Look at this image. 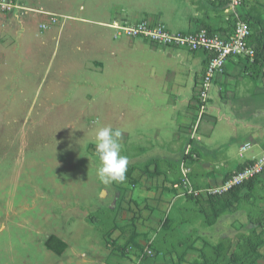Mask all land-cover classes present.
Here are the masks:
<instances>
[{"label":"rangeland","instance_id":"374dc122","mask_svg":"<svg viewBox=\"0 0 264 264\" xmlns=\"http://www.w3.org/2000/svg\"><path fill=\"white\" fill-rule=\"evenodd\" d=\"M20 1L37 12L15 10L0 16V264H117L120 250L112 244L109 228L120 226L121 209L127 206L121 205V182L127 188L131 178L155 185L167 171L161 156L173 158L175 165L185 160L189 145L182 154L174 135H184L167 102L171 85L193 84L194 54L143 38H114V31L103 24L115 16L129 25L163 21L171 11L167 0ZM246 6L264 21V0H250ZM46 13L56 15L57 22L51 24ZM251 28L254 35L260 31L254 23ZM220 133L226 140L229 126L213 135ZM212 144L220 149L214 138ZM192 148L188 153L197 159ZM153 156L159 157L157 167L163 173L150 171L146 181L143 174ZM230 156L236 157L234 149ZM123 167L129 177L121 179ZM188 169L193 189L200 193L209 187H199ZM117 194L119 208L112 209ZM131 197L127 192L126 200ZM200 198L209 211L205 192ZM228 201L234 208L228 207L211 225L205 215L213 211L204 215L191 202L187 215L192 205L197 213L190 216L195 226L190 234L174 232L169 253L160 251L145 264L213 263L219 245L226 250L214 264H227L231 254L243 256L244 238H251L256 251L252 261L244 260L264 264V224L252 225L248 218L264 214V191L257 186L252 196L244 187ZM137 214L125 224L140 228L148 221L147 212L141 219ZM51 235L69 245L61 255L46 248ZM163 236L156 234L155 242Z\"/></svg>","mask_w":264,"mask_h":264},{"label":"crops","instance_id":"0c3cea01","mask_svg":"<svg viewBox=\"0 0 264 264\" xmlns=\"http://www.w3.org/2000/svg\"><path fill=\"white\" fill-rule=\"evenodd\" d=\"M167 2L170 3L168 5V9H171L170 14L167 13L163 21L156 18L160 22L155 23L164 24L171 33H190L200 29L217 32L223 36L231 33L232 22L227 18L223 4L211 3L209 0H167ZM248 2L250 0L245 3L247 4ZM247 9L246 5L241 8L242 15L251 14ZM121 21L123 19L118 16L111 19V22L119 24ZM109 23L103 24L107 26ZM143 41L147 42V40ZM257 42H259L257 35L252 32L249 45L254 49V47H257ZM181 49L186 50L184 48ZM172 50L180 49L173 48ZM192 53L194 54V56L192 55L194 59L191 63L193 66L194 64L197 66L196 68L192 66V75H194V78H192L193 86L190 84L189 88L187 85H171V92L169 93L171 98H169L167 105L170 111L177 114L179 130L184 135V139L179 134L174 135V139H178V145H181L182 154H184L188 144L190 146L193 144V150L191 151H195L197 159L184 155L183 158L185 160L181 158L175 165L173 158L168 159L161 156L160 160L165 161L167 165L166 175L163 176V180L157 181L155 185L149 183L147 186L137 182V178V181L131 178L129 182L131 186L128 185V188L126 184L121 182V205L125 204L127 206L125 209H121L120 226L114 225L111 229L109 228L110 237L113 236L112 244H118V251L120 250L118 255L121 260H118L117 264H141V254L145 248L149 247L148 244L150 242H154L156 249L158 251L161 249L166 254L167 247H170V244L175 242L173 241L174 232H179L178 234L188 232L190 234V228L195 227L194 220L190 217L193 215L194 218V214L197 213L193 205L189 209L194 212L192 211L187 215L188 206L194 201L187 199V196L178 195L170 188L173 183L179 180L181 162H184L186 168H192L195 177L193 179L199 187H215L223 183L232 172L237 171L252 159L264 154V70L257 64H250L245 58H229L225 64L224 72L213 78V87L208 94L205 111L201 116H198V90L201 86L202 75L207 65L208 57L203 51ZM212 113L217 116H213ZM225 125L229 126L231 133L227 134V137H224L226 140L223 141L222 133L218 136H214L213 133L215 129L222 128ZM195 135H197L196 138ZM213 138L217 143L216 148L220 149L215 150L213 148ZM191 139H194L193 143H191ZM242 146H247V148L243 151V155L239 156ZM233 149L236 153L234 158L230 156V152ZM175 151H178V147ZM158 159L159 157L154 156L148 159L149 163L147 165H154L155 168L150 170V166L148 168L146 165V174H143L146 181L152 176L150 171H153L154 175H162L163 171L160 168L158 170L157 167ZM189 161L190 166H187L186 164ZM178 164L179 166H177ZM127 170L128 168L125 167L121 169V179L125 176L129 177ZM263 176H261L262 180ZM152 189L155 190L153 193L150 192ZM143 190L146 193L142 194ZM127 192L132 194L131 199L128 201L126 200ZM229 199H232V197ZM118 200H120L119 194H117V198L112 203V209L119 208L117 207ZM220 206H212V208L217 210V207L219 208ZM159 207L164 209L158 211ZM198 207V212H204L202 205ZM137 212L140 213L139 219L142 217V212H147L148 221L140 225V228L137 226L138 223L125 224L128 218L130 222L135 220L136 215H138ZM92 219L95 220L94 217ZM160 224L163 229L160 228ZM171 225H175L173 229H170ZM162 231L164 236L161 239L159 237L155 242V235L161 236L163 234ZM195 232L196 230L192 231V233ZM168 233L169 235L167 236ZM169 236L172 237H170L168 242L167 237ZM62 241L65 242L64 240ZM119 241L121 242L120 245ZM68 248L69 245L67 244L66 250ZM169 251L168 249V253ZM139 252L140 256L137 255ZM157 254L159 253L153 255ZM163 257L165 256L163 255Z\"/></svg>","mask_w":264,"mask_h":264},{"label":"built area","instance_id":"2783aa9c","mask_svg":"<svg viewBox=\"0 0 264 264\" xmlns=\"http://www.w3.org/2000/svg\"><path fill=\"white\" fill-rule=\"evenodd\" d=\"M246 1L247 0H209L211 3L224 5L227 18L232 22L231 33L226 36L217 32L208 31L207 29H200L190 33H171L164 24H152L147 20L138 21L133 25H129L126 22L120 24L114 22L110 24L109 27L114 31V38L122 36L132 39L143 38L156 45L205 52L208 57L207 65L202 75L201 86L198 90V116H201L205 111L212 80L216 75L224 72L227 60L231 57H242L247 59L250 64L254 62L255 51L249 45L252 29L249 23L243 19L241 10ZM15 10H23L24 12L36 11L23 6L20 0H0V16L9 15ZM45 15L50 16L49 22L51 24L57 22L56 15H50V13H46ZM41 28L46 29L47 25L42 24ZM189 146L187 147L185 155H189ZM246 148L247 146L241 147L239 156L243 155L242 153ZM180 170L181 176H179V180L172 184V189L178 195L200 197L203 191L207 197L221 196L232 188L241 186L254 176L261 174L264 171V154L252 159L242 169L232 172L231 176L220 185L205 188L200 193L190 185L187 175L189 169L184 166V162L180 163ZM146 255H153L149 247L145 248L140 258Z\"/></svg>","mask_w":264,"mask_h":264},{"label":"trees","instance_id":"16d2710c","mask_svg":"<svg viewBox=\"0 0 264 264\" xmlns=\"http://www.w3.org/2000/svg\"><path fill=\"white\" fill-rule=\"evenodd\" d=\"M244 5H246V3ZM242 17L246 22L249 23L250 27H252V23H254L260 29V31L257 34V40L259 42H257V47H254L255 59H254V62L252 64L253 65L257 64L259 67H261L264 70V21L259 16H257L256 14L255 15L254 14L249 15L248 13H246V14H243ZM154 24H156V23H154ZM251 37H252V35H251ZM251 37H250V39H251ZM191 52H197V51H191ZM189 156H191V154ZM185 158H186V156H185ZM247 164H245V165H247ZM245 165L241 166L240 169H242ZM240 169H238V170H240ZM262 175H264V171L261 174L254 176L252 179L245 182L243 185L232 188L227 193H225L221 196L208 197V202H209V204H211L209 206V211L207 209L203 208L204 212L202 211V213L204 215L208 212L210 213V211H213V213L211 215H208V214H207V216L205 215L206 222L208 223L207 225L214 224L216 222L217 218L222 213L229 211V210H227L228 207L231 206L230 208H234V207H232V205H230V202L228 200L231 197L236 199L242 188L245 187L247 189V191L249 192V194H251L252 196L255 194L257 186L264 191V179L263 180L261 179ZM230 176H231V174L226 179H228ZM186 196H187V199L194 201V203L198 206L200 205V203H202V198H200V197H193V196H188V195H186ZM214 201H219L221 204V206L219 208L217 207V210L212 208V206L216 207L212 203ZM248 218H249V221H251L252 225L262 226L264 224V214L261 217H255V218H253L252 215H249ZM251 232L254 236H256L255 230H251ZM260 242H261V240H260ZM45 245H46L47 249H50L59 255H61L67 248V244L54 235H51L47 238ZM241 245H243L241 247L242 251H243V256L249 258V261H252L256 255L255 254L256 251H255V244L252 242L251 238H244L243 243H241ZM148 246L152 249L153 254L159 253L160 251H162L161 249L159 251L156 249L154 242H150L148 244ZM225 248H226V246L219 245L216 249H214V251L216 252L215 253L216 258L214 259V262L212 263V261H209V263H208V260L205 259V261H206L205 264H207V263L208 264H211V263L214 264V263L218 262L217 260L219 258L223 257L222 254L225 252V250H226ZM153 250L155 251V253ZM162 252L164 253L165 251H162ZM231 256L232 257H230V258H232V260L229 259L227 264H229L230 262H235L237 264L238 259L243 258L242 254L238 255V254L233 253V254H231ZM152 257L154 260V255L153 256H147V255L144 256L141 259V264L151 262L152 260H149V259H151ZM239 264H250V263L246 262V260H244V258H243V261L240 262Z\"/></svg>","mask_w":264,"mask_h":264},{"label":"clouds","instance_id":"9594fccd","mask_svg":"<svg viewBox=\"0 0 264 264\" xmlns=\"http://www.w3.org/2000/svg\"><path fill=\"white\" fill-rule=\"evenodd\" d=\"M33 10H35V9H33ZM32 12H34V11H32ZM36 12V11H35ZM114 22H112V23H109V24H107V26L109 27V25L110 24H113ZM109 28H111V27H109ZM112 29V28H111ZM113 30V29H112Z\"/></svg>","mask_w":264,"mask_h":264}]
</instances>
